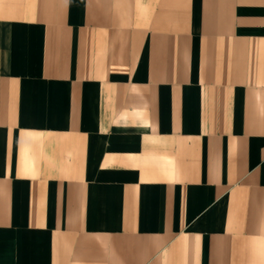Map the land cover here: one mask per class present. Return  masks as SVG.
Here are the masks:
<instances>
[{"label":"crops","instance_id":"0c3cea01","mask_svg":"<svg viewBox=\"0 0 264 264\" xmlns=\"http://www.w3.org/2000/svg\"><path fill=\"white\" fill-rule=\"evenodd\" d=\"M0 264H264V0H0Z\"/></svg>","mask_w":264,"mask_h":264}]
</instances>
